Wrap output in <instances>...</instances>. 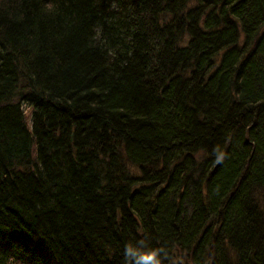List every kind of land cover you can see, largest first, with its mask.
<instances>
[{
	"label": "trees",
	"instance_id": "16d2710c",
	"mask_svg": "<svg viewBox=\"0 0 264 264\" xmlns=\"http://www.w3.org/2000/svg\"><path fill=\"white\" fill-rule=\"evenodd\" d=\"M139 239L264 264V0H0V264Z\"/></svg>",
	"mask_w": 264,
	"mask_h": 264
},
{
	"label": "clouds",
	"instance_id": "9594fccd",
	"mask_svg": "<svg viewBox=\"0 0 264 264\" xmlns=\"http://www.w3.org/2000/svg\"><path fill=\"white\" fill-rule=\"evenodd\" d=\"M216 151L214 149V152ZM224 159V153L220 152L215 162L221 163ZM165 261L175 264L164 247L152 248L146 239H139L135 243L129 242L124 247L122 264H164Z\"/></svg>",
	"mask_w": 264,
	"mask_h": 264
},
{
	"label": "rangeland",
	"instance_id": "374dc122",
	"mask_svg": "<svg viewBox=\"0 0 264 264\" xmlns=\"http://www.w3.org/2000/svg\"><path fill=\"white\" fill-rule=\"evenodd\" d=\"M27 112L30 114L29 110H27Z\"/></svg>",
	"mask_w": 264,
	"mask_h": 264
}]
</instances>
